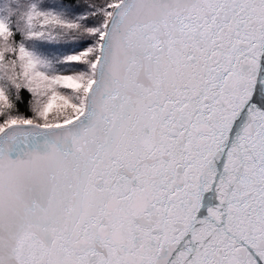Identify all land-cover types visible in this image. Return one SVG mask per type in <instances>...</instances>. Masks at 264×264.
<instances>
[{
    "label": "snow or ice",
    "instance_id": "1",
    "mask_svg": "<svg viewBox=\"0 0 264 264\" xmlns=\"http://www.w3.org/2000/svg\"><path fill=\"white\" fill-rule=\"evenodd\" d=\"M0 264H264V0H0Z\"/></svg>",
    "mask_w": 264,
    "mask_h": 264
}]
</instances>
